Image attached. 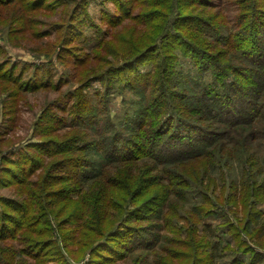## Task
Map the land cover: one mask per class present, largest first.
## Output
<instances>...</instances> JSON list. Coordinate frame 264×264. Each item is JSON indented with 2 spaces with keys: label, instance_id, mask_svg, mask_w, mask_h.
<instances>
[{
  "label": "trees",
  "instance_id": "obj_1",
  "mask_svg": "<svg viewBox=\"0 0 264 264\" xmlns=\"http://www.w3.org/2000/svg\"><path fill=\"white\" fill-rule=\"evenodd\" d=\"M93 1L0 0V264H264V0Z\"/></svg>",
  "mask_w": 264,
  "mask_h": 264
},
{
  "label": "rangeland",
  "instance_id": "obj_2",
  "mask_svg": "<svg viewBox=\"0 0 264 264\" xmlns=\"http://www.w3.org/2000/svg\"><path fill=\"white\" fill-rule=\"evenodd\" d=\"M115 4L112 3L109 0H97L96 2H91L88 8L89 13L91 16L95 19L98 25H100L103 29L106 28V24L101 21L103 15H106L108 13H112L113 6ZM232 14L230 13L228 17H231ZM232 19V18H231ZM95 32L96 29L88 27L85 35L89 38L92 39L91 41V47H93V44H96V38H95ZM12 44L7 38H3L0 34V46L5 48L8 54L13 58L12 60H20L21 62H34L37 61L36 55L33 52H28L27 50L23 49V43L15 46H20L19 48H15L11 46ZM187 68H185L186 70ZM67 72V69L63 65H58L57 70H56V80H59V76H64V73ZM74 84V83H73ZM71 86H66L64 87L65 90H71ZM98 85H95L91 89V94L93 95L96 89L98 88ZM2 94H0L1 98ZM56 97L55 93H45V92H40V93H35V94H26L25 99L22 100V102L19 105L20 112L17 114V117H15L16 121V127L9 129L10 122L6 123V128L3 127L4 123V114H3V105L0 102V132L6 133L5 138L6 140H12V142L15 143V146H19L20 142L18 138L24 140V142H28L29 139L31 138L32 135V125L33 122L36 120L38 113L43 110V107L46 102L53 100ZM122 98H117L116 101L111 105V110L112 114L114 117H117L122 109ZM14 146V145H12ZM14 148V147H13ZM260 155L261 157H264V147L261 148L260 150ZM237 165L236 163H233V166ZM0 167H1V162H0ZM239 171L234 173V176H238ZM15 194V189L14 187H2L0 186V195H6V196H11ZM208 222H213L212 220H209ZM53 238L55 242L58 244V246L63 249V243L61 241L60 235L56 231L55 234L53 235ZM243 238H247V236H243ZM247 241L250 245V247L256 251H262L261 249L258 248L257 245L254 244V242L250 241L249 238H247ZM67 251V250H66ZM63 250V254L65 255V259L68 264H85L87 260H89V253L87 252L83 257H80L79 260L74 259L73 257H70L68 252ZM228 258L225 257L224 261H226ZM222 260H218L219 264H223ZM33 262H31L32 264ZM131 264V263H130Z\"/></svg>",
  "mask_w": 264,
  "mask_h": 264
}]
</instances>
